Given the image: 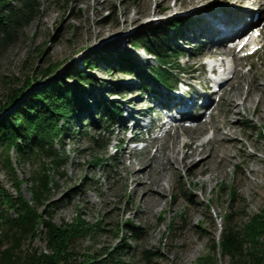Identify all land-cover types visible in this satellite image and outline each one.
<instances>
[{
	"label": "rangeland",
	"instance_id": "1",
	"mask_svg": "<svg viewBox=\"0 0 264 264\" xmlns=\"http://www.w3.org/2000/svg\"><path fill=\"white\" fill-rule=\"evenodd\" d=\"M205 1L206 7L215 8L231 2L229 6L223 4L222 9L245 0ZM38 2L42 8L41 15L22 28L11 44L0 48V104L10 89H17L25 77L34 72L38 81L33 80V85L19 95L14 105H21V101L29 97L36 87L47 86L54 79L61 78L69 85L79 86L80 111L79 123L71 122L54 146L63 162L61 168L52 170L47 157L18 161L16 153L9 152L14 175L21 181L23 196L29 198L27 178L40 165L46 167L52 179V189L45 208L52 213L53 221L56 224L71 223L80 213V218L87 224L99 222L101 226L94 236L85 235L74 241L79 254L87 249L92 251L101 245L106 247L116 243L113 225L127 222L139 227L141 235L135 239L129 233H123L124 242L131 245L124 255L126 264H200L208 259L209 264H228V256L210 250L224 225V218L221 217L232 212L237 225L242 226L246 215L264 208V18L260 25L261 37L258 38L260 48L249 57H243L247 51L237 52L239 70L236 66L235 80L231 81V86L225 87L222 100H216L213 110H206L205 114L214 113L210 122L197 127L194 123L190 127L183 123L184 131L170 128L162 138L156 139L154 131L148 134L144 127L137 128L132 135L130 128L133 122L130 120L125 123L126 130L117 124L105 130H99L100 127L95 130L87 124L89 118L98 120L95 103L101 95L111 91L121 93L113 95V100L123 108L129 105L133 117L142 115L144 120L151 119L147 115L152 110H155L153 115L161 116L160 108L152 100L153 93L141 90L139 73L124 72L131 71L133 67L124 65L122 59L118 60V53L128 50L137 59L140 68L148 70L155 65V61L140 47L133 46L135 36L154 26L167 29L174 20L185 22L184 32L188 25L186 13L191 8L198 12L202 5L196 4L195 0ZM248 4L252 5L251 2ZM174 7L179 10L175 14L172 13L175 10L171 9ZM260 8L261 19V13L264 15L263 3ZM127 17L135 19L126 22L124 18ZM151 18L153 22L149 24ZM183 32L179 34L180 39H173V42L183 53L178 59L185 71L174 70L172 76L181 80L192 77L190 83L195 89L207 76L204 68L210 43L185 38ZM212 48L218 49V46ZM228 51L233 53V50ZM27 55L28 62L24 63ZM95 55L101 57L95 59ZM86 57L96 60V67L87 72L92 77L90 87L69 76L76 70H87L83 66ZM55 64L56 68L49 76L39 75V71ZM246 95L240 107L233 106ZM218 96L220 93L214 94L216 99ZM10 112L11 108L2 110L0 118ZM216 128L222 133L227 132L228 139L219 137L215 141L210 140ZM90 136L97 139L98 146ZM130 137L144 139V147L128 143ZM179 139L189 145L184 148L187 155L200 142H210L207 149L213 151L214 159L195 170L191 169V157L186 163L164 164L161 155L176 146ZM129 150L134 155L129 154ZM157 155L160 157L157 158ZM1 163L2 156L0 184L15 194L11 175ZM150 163L153 168L149 173L153 175L151 184L161 183L163 186L158 205L153 207L141 199L143 190L134 192L129 183V175L139 168L138 164L141 171H145ZM144 174L148 176V172ZM142 175L137 177L142 178ZM228 189L235 191L232 203L229 202ZM32 246L44 249L45 242L35 239ZM145 249L157 253L150 263L142 257Z\"/></svg>",
	"mask_w": 264,
	"mask_h": 264
},
{
	"label": "trees",
	"instance_id": "2",
	"mask_svg": "<svg viewBox=\"0 0 264 264\" xmlns=\"http://www.w3.org/2000/svg\"><path fill=\"white\" fill-rule=\"evenodd\" d=\"M41 13L38 0H0V48L11 44L18 32ZM184 23L174 20L167 29L154 26L135 36L133 46L140 47L155 61V65L148 70L140 68L137 59L128 50L118 53V60L122 59L124 65L133 67L131 71L124 72L133 75L139 73L141 90L146 91L150 83L156 84L155 81L169 83L174 77V70L185 71L178 59L182 52L178 51L173 42L182 31ZM95 56V59L101 57ZM95 59L86 57L83 66L87 70H76L69 76L90 87L92 77L87 72L96 67ZM26 62L28 55L24 60ZM56 65L42 69L39 75L49 76ZM35 75L33 72L25 77L17 89H10L0 104V112L11 108L7 116L0 118V156L3 168L11 175L15 190L13 194L0 184V264H126L124 255L131 245L124 242L123 233L138 239L141 235L139 227L127 222L115 223L112 230L116 243L106 247L101 245L96 251L87 249L79 254L75 250L74 241L85 235L94 236L101 228L99 222L89 225L80 218V213L71 223L56 224L53 221L52 213L45 208L52 189V179L43 165L27 178L29 198L26 199L21 192V181L14 175L9 152H15L18 161L47 157L52 164L51 169H59L63 162L54 146L66 133L71 122L79 123V86L69 85L61 78L54 79L47 86L36 87L29 97L21 101V105L13 104L25 89L33 85V80L38 81ZM118 94L121 93L111 91L99 97L95 103L98 120L89 118L88 127L105 130L119 119H124L120 103L113 100V95ZM89 138L96 146L99 145L93 136ZM228 198L230 203L234 201V189H228ZM221 218H224V225L210 250L228 256V264H264V208L246 215L242 226L237 225L232 212ZM35 239H43L45 248L33 247L32 241ZM156 255L150 249L142 252L147 263ZM200 264H209V259Z\"/></svg>",
	"mask_w": 264,
	"mask_h": 264
},
{
	"label": "bare ground",
	"instance_id": "3",
	"mask_svg": "<svg viewBox=\"0 0 264 264\" xmlns=\"http://www.w3.org/2000/svg\"><path fill=\"white\" fill-rule=\"evenodd\" d=\"M188 1L191 2L192 0ZM195 1L196 4L200 3L202 5L201 9L203 10L200 9L198 12H194L191 8V10L185 15V21L188 19L186 30L184 32L181 31L180 33L183 32V36L185 38L191 40H193L192 38H195L202 41L204 44L209 41L210 48L207 51V56L205 57V63L207 66L204 69L205 72H207L209 67H216L214 76H216L217 80L219 81L218 91L220 96L218 100H222L223 92L226 90L225 87L231 86L230 83L233 79L235 80V76L239 70L236 64L237 46L242 42L244 43L245 47H247L246 50H250L257 45L258 38H248V36H250L249 33L252 34L254 30H261L259 27L264 15L261 13L262 18L260 19L259 11H261L260 7L262 6V3L264 4V0H245L240 4L236 3L232 7L222 9L220 8L223 4H227L229 6L230 4L228 3L231 2H225L219 5V7L215 8L210 5L206 7L205 0ZM239 1L241 0H237L235 2ZM250 2L252 5L248 4ZM213 3H215V1H213ZM253 5L257 6L254 7ZM171 9L175 10L172 12L174 14L179 11L175 7ZM263 10L264 8L262 11ZM192 14H194L193 19H191ZM253 14H256V18L254 20L251 17ZM134 19L135 18L127 17L124 18V21L128 22L133 21ZM152 19L153 18H151L149 24L153 22ZM253 28L255 29L253 30ZM182 30H184V28ZM180 33L177 34L174 41L180 39ZM234 43L236 44L233 45ZM212 46H218V49L212 48ZM228 50H233V53H230ZM210 51L213 52L209 53ZM211 57L216 58L212 61L210 60ZM236 66L238 70L236 69ZM208 77L209 80L205 78L201 83L199 82L196 85L195 89L193 88L194 84L190 83V80L193 79L192 77H189L187 80H181L180 77L174 76L169 83L164 85L159 83L149 84L150 86L148 89L150 93H153L152 100L155 102V106L159 107L160 110L166 114V124L168 128H172L174 131L178 129L181 132V130H185V127L183 126V123L185 122L194 123L195 127L202 126L201 124L210 122L214 113H205L207 109H214V104L217 99L211 92L212 89H208L209 81H212L213 77L211 74H209ZM246 97L247 95L243 97L241 102H234L233 106L240 107L245 101ZM122 113L125 117H128L130 120L134 121L132 125L141 126L140 122L142 118L140 115H137L136 118L133 117V112L129 105H127L125 108L122 107ZM155 121L156 120L153 118L148 119L147 122L144 123L145 130H149ZM213 132L214 137L209 138L212 141H215L219 137H221L223 140L228 139L227 132L222 133L217 128L214 129ZM165 134L166 129L163 130L161 134H158V136L159 138H162ZM209 143L210 142L206 140L200 142L194 148H191L192 151L190 152V155H187V152L184 148H188L189 145L184 142V140L179 139L177 145L171 147V150L168 153L161 155L160 152L159 154L163 157L162 160L164 161V164L167 163L169 165H174L175 163H186L189 160L188 157H191V169L193 168L192 170H195L208 164L214 159L213 151H208L207 149ZM128 152L129 154H133L132 150H129ZM134 152L136 153L135 150ZM160 155H157V158L160 157ZM176 155H178V160L176 159ZM140 166L141 165L138 164L139 168L129 175L131 189H133L134 192H138L139 189H142L144 195L141 197V199L146 200L149 207L156 206L158 205L159 198L161 197L163 186L161 183H158L157 185L151 184L150 178H153V175L149 174L153 169L151 167V163L145 171H141ZM129 169L131 170V166ZM144 172H148V176H146ZM138 174H143L142 178L137 177Z\"/></svg>",
	"mask_w": 264,
	"mask_h": 264
}]
</instances>
